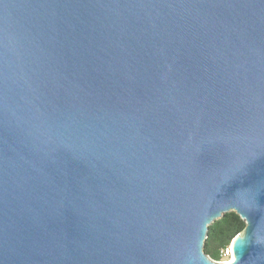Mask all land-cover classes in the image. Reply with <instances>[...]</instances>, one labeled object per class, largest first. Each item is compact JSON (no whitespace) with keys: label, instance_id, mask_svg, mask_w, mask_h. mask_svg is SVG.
<instances>
[{"label":"water","instance_id":"95a60500","mask_svg":"<svg viewBox=\"0 0 264 264\" xmlns=\"http://www.w3.org/2000/svg\"><path fill=\"white\" fill-rule=\"evenodd\" d=\"M0 264H264V0H0Z\"/></svg>","mask_w":264,"mask_h":264},{"label":"trees","instance_id":"16d2710c","mask_svg":"<svg viewBox=\"0 0 264 264\" xmlns=\"http://www.w3.org/2000/svg\"><path fill=\"white\" fill-rule=\"evenodd\" d=\"M245 223L234 212L224 213L208 226L204 242V253L214 261H221V251L228 248L233 238L240 234Z\"/></svg>","mask_w":264,"mask_h":264},{"label":"built area","instance_id":"2783aa9c","mask_svg":"<svg viewBox=\"0 0 264 264\" xmlns=\"http://www.w3.org/2000/svg\"><path fill=\"white\" fill-rule=\"evenodd\" d=\"M221 256H222V260L219 262H228L230 260L231 257V249L230 247L224 249L223 251H221Z\"/></svg>","mask_w":264,"mask_h":264},{"label":"rangeland","instance_id":"374dc122","mask_svg":"<svg viewBox=\"0 0 264 264\" xmlns=\"http://www.w3.org/2000/svg\"><path fill=\"white\" fill-rule=\"evenodd\" d=\"M230 247V246H229Z\"/></svg>","mask_w":264,"mask_h":264}]
</instances>
